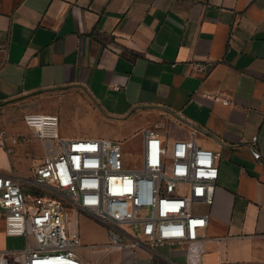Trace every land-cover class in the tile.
Wrapping results in <instances>:
<instances>
[{
    "label": "crops",
    "instance_id": "0c3cea01",
    "mask_svg": "<svg viewBox=\"0 0 264 264\" xmlns=\"http://www.w3.org/2000/svg\"><path fill=\"white\" fill-rule=\"evenodd\" d=\"M0 65V174L29 177L34 169L19 155L26 111L13 100L81 86L111 113L97 121L122 127L151 114L142 124H159L165 139L196 131L199 144L216 150L219 178L205 206L199 264H264V0H0ZM71 123L79 122L59 125L62 136L107 137ZM105 232L91 243H105ZM10 236L0 216V254L23 249L8 247ZM80 251L90 259L101 253ZM102 264L188 261L185 244L175 242L118 248Z\"/></svg>",
    "mask_w": 264,
    "mask_h": 264
},
{
    "label": "built area",
    "instance_id": "2783aa9c",
    "mask_svg": "<svg viewBox=\"0 0 264 264\" xmlns=\"http://www.w3.org/2000/svg\"><path fill=\"white\" fill-rule=\"evenodd\" d=\"M194 68L205 72L207 66L196 62ZM24 120L37 136L57 141L58 152L36 165L32 176L0 174L6 231L28 238L23 249L1 253L0 264H102L118 248L175 242L185 244L188 264L201 262L210 220L205 206L215 201L219 153L199 144L196 131L167 140L159 124L145 128L138 164L131 165L119 140L61 136L58 114L30 111ZM68 208L104 226L107 241L84 244L79 228L69 225ZM83 247L100 256L85 258Z\"/></svg>",
    "mask_w": 264,
    "mask_h": 264
},
{
    "label": "rangeland",
    "instance_id": "374dc122",
    "mask_svg": "<svg viewBox=\"0 0 264 264\" xmlns=\"http://www.w3.org/2000/svg\"><path fill=\"white\" fill-rule=\"evenodd\" d=\"M14 105L19 106L27 112L30 111H44L54 112L60 115L59 125L67 122L71 123V129H96L101 128L107 132V137L111 139H120L126 151V160L129 164H138L140 151L143 144V131L146 128L143 122H149L152 119L151 114H143L140 116L134 115L127 122L119 127V121L107 120L105 124L102 121H97V118L110 119L108 116L111 114L97 108L94 100L81 86L73 87H55L46 88L30 94H25L13 100ZM137 116V117H136ZM95 120V121H94ZM87 121V122H86ZM16 123V122H15ZM23 124V122H20ZM10 127L14 126V122H9ZM119 124V125H118ZM24 134L19 137L20 149L19 155L24 158L25 168L33 169L36 165L44 160L46 156L54 155L58 152L57 141L43 139L34 133L25 122ZM134 126V127H133ZM138 126V127H137ZM61 127V126H59ZM137 127V128H135ZM62 128V127H61ZM12 129V128H11ZM131 132L124 136L127 131ZM60 135L62 136L63 134ZM10 151L17 150L16 147L9 146ZM69 225L70 227L77 226L82 232V239L84 244L91 242H99L97 239L105 232V227L98 223L92 216L82 212L81 210L75 211L68 208ZM83 215V216H82ZM107 231V230H106ZM106 233V232H105ZM108 239V235H107ZM30 244H35L34 236H29ZM28 238L25 235H11L9 237L8 247L14 249L24 248L27 245ZM13 259V256H10Z\"/></svg>",
    "mask_w": 264,
    "mask_h": 264
},
{
    "label": "bare ground",
    "instance_id": "6f19581e",
    "mask_svg": "<svg viewBox=\"0 0 264 264\" xmlns=\"http://www.w3.org/2000/svg\"><path fill=\"white\" fill-rule=\"evenodd\" d=\"M59 130V129H58Z\"/></svg>",
    "mask_w": 264,
    "mask_h": 264
}]
</instances>
